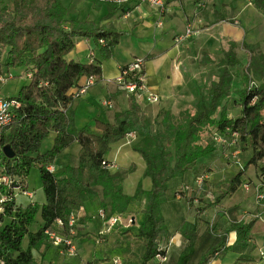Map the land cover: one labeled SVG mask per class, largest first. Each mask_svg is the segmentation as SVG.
<instances>
[{"label":"trees","instance_id":"16d2710c","mask_svg":"<svg viewBox=\"0 0 264 264\" xmlns=\"http://www.w3.org/2000/svg\"><path fill=\"white\" fill-rule=\"evenodd\" d=\"M251 1L264 11V0ZM66 16L67 7L63 0H13L11 8L0 7V73L14 67H24L32 73L29 83L12 96L21 102V107L15 119L3 130L0 150L3 152L5 147H10L14 156L3 155L4 167L0 174L15 178L22 189L28 190V174L35 165L46 196L41 207L36 202L21 207L15 199L3 203L0 221L7 216L11 218L0 226V264H34L33 250L46 241L45 230L58 218L69 230L71 212L82 206L86 208L94 201L98 188L103 198L110 201L111 214L124 215L131 204L146 202L141 209L143 219L136 236L145 242L140 264H150L157 255H166L161 244L172 236L160 206V199L168 191L170 181L183 177L216 147L222 148L213 141L203 143L205 133H209L212 140L214 131L225 134L237 131L240 153L242 149L252 150L243 168L223 183L217 202L241 187L250 165L258 168V173L264 169V51L258 43L244 46L249 61L237 116L226 113L235 78L233 68L242 65L235 45H232L224 51L219 62L217 79L212 81L207 92L200 93L193 108L179 112V118L168 110H161L151 121L135 96L130 95L128 108L116 112L113 122L95 119L97 131L90 124L78 129L73 88L81 86L82 77H94L96 82L100 81L102 67L95 62L68 59L67 55L79 37H86L94 40L103 58H109L120 33L92 20H69ZM100 39L104 42L101 43ZM252 80L256 81V86L249 89ZM158 124L162 128L154 130V125ZM52 131L56 132L52 147L41 151L42 143ZM130 133L137 136L133 149L146 162L144 176L152 181L150 189H144L139 183L133 195L125 192L119 181L121 174L113 173L104 163L109 161L106 154L112 146ZM76 140L81 145L78 164H69L62 172L50 171L48 167ZM12 192L13 185L0 184V198ZM38 212L42 224L32 231L30 225L35 222ZM254 223L255 220L232 222L221 234L219 243L205 253L198 264H207L211 257L230 248L227 245L230 231L237 234L235 244L247 242ZM76 228L75 238L79 236L78 225ZM179 230L188 242L175 264H193L190 258L200 239L198 222L184 221ZM25 237H28L27 247L22 244Z\"/></svg>","mask_w":264,"mask_h":264},{"label":"crops","instance_id":"0c3cea01","mask_svg":"<svg viewBox=\"0 0 264 264\" xmlns=\"http://www.w3.org/2000/svg\"><path fill=\"white\" fill-rule=\"evenodd\" d=\"M84 2L89 6L86 13L77 16V18L69 19L67 16L66 18L81 21L92 20L102 26L114 28L120 35L114 53L109 58H103L94 40L86 37H79L76 40L74 49L67 55L68 59L95 62L99 63L102 67V79L90 86L84 95L74 100L73 108L76 112L75 125L78 129L87 124H93L95 119L113 122L116 112L128 108L129 95L118 89L114 79L120 74L121 66L127 64L135 57L145 59L147 88L161 97L158 102H147L145 99L139 102L151 121L155 120L161 110H168L176 114L181 110L193 108L199 100L202 89L203 78L201 71L203 69H210L212 64L220 62L224 51H228L232 45H235L234 47H237L239 44L242 45L244 39L247 37L246 29L241 24L234 25L225 22L226 18L223 16L210 19L212 12L209 14L205 12V4L202 5L201 0H166V9L162 14L157 12L148 3L131 2L124 5H116V7L98 1L84 0ZM198 6H202L200 12H198ZM238 13H241V11H238ZM188 21H194L198 32L192 34L186 40L176 43L175 37L184 32ZM68 25L70 24L68 23ZM229 42L230 47L227 49L226 45ZM198 57L201 59L198 60ZM20 68L23 69V74L30 81L31 76H29V71L26 68L14 67L4 69L0 73V77L4 78L3 80L0 79V82L4 84L16 78L17 76L14 75L12 69ZM20 75L22 74L20 73ZM86 81L87 79L82 77L79 83L80 85H84ZM105 99H111L114 106L112 108L105 106ZM80 108L89 114V116H86L87 118L83 116L81 120L77 119ZM93 129L97 131L95 127ZM52 132L54 133V139L56 132ZM136 140L137 136H127L124 140L115 143L106 154V158L109 161H117L123 169L130 170L133 168L131 172H128L125 177L119 180L126 193L130 195L136 192L139 183L144 186V189H150L152 185L151 179L148 176H144L146 168L145 160L139 152L133 149V144ZM73 145H76V148L71 152ZM80 146V142L76 140L57 157L53 164L55 172H62L71 161L72 164L70 165L78 164L76 157L78 156ZM221 149L217 147L214 151L217 155L214 156L213 154L212 157H207L208 163L206 165L210 167V171L209 178L205 184L199 187L196 180L199 175L197 174V170L199 169L198 165L201 164L200 160L183 177H176L170 181L169 188L174 182L173 197L163 200L166 194L162 196L160 206L172 236L169 241L161 244L166 249L165 260L162 261L155 257L150 264L153 261H159L162 264L176 263L181 251L188 242L179 230L184 221L198 222L200 239L196 245L195 252L190 258V263L198 264L202 256L219 243L221 234L231 226L232 222H249L252 220H255V223L247 242L235 244L237 234L235 231H230L227 240V245L230 248L217 256L211 257L207 264L263 263L264 260H262L261 252L264 250V242L260 245L261 247L259 246L260 248L257 246L258 242L254 233V227L259 219H264V208L256 202L252 188L245 189L241 185L243 191L240 194L236 195L241 187L233 195H227L218 202L216 200L209 201L205 207L201 204L197 205L200 209L195 210L194 213L190 212L192 209L190 207L188 210H185L184 204H181L182 200L177 201L176 199L177 190H182L187 195L204 193L203 191L211 188L209 184L212 182L216 186V189L212 188L214 191L221 188V184L228 180L223 175L226 174L233 164H237L228 160L223 155ZM61 156H64L63 161H60ZM221 159H225L226 163H223ZM57 163H60L62 167L58 166ZM110 170L112 171V169ZM256 170L257 168H255V172L252 174H249L247 171L245 176H243L244 182L256 180L258 175ZM32 193L33 197H30L32 199L31 202H35L33 201L35 197L34 192ZM194 201L197 202L198 200L194 199ZM93 202L86 205L85 211L81 212L78 218L79 236L75 238L77 254L70 256L46 239L38 249L33 250L34 264H81L87 260H91L93 264H103L97 261L98 257L93 254L94 252L90 246V242L94 240V236L90 235L89 232L95 233L92 230V223L94 222L95 226H100L99 228L103 225V221L99 216L95 218L92 209ZM133 205H130L129 210H131ZM18 206L24 207L22 204ZM165 210L169 212L165 214ZM198 212L201 213L198 214ZM140 216L143 219L141 212L133 217L134 222L131 224L133 226L132 231L128 233L132 234L134 238L137 237L136 233L142 223V220H139ZM209 216H211L209 219L211 223L217 218L216 231L205 229L203 226V223L208 221ZM137 221L139 224H137ZM37 222V227L34 229L30 228V230L36 231L42 224V218ZM125 222L126 219H123V222L110 232L109 235L107 234L103 240L112 239L114 242H122L124 240L123 237L126 236L121 237L114 233L120 231L119 228L122 225L126 226ZM134 228H136V231H134ZM96 241L99 240L96 239ZM141 242L143 244L142 255L145 242L143 240ZM112 245L111 247L115 249V244ZM256 248L258 249L257 256L254 255ZM113 251H116V249ZM130 251L133 253L132 249ZM90 254L92 255L91 257H89Z\"/></svg>","mask_w":264,"mask_h":264},{"label":"rangeland","instance_id":"374dc122","mask_svg":"<svg viewBox=\"0 0 264 264\" xmlns=\"http://www.w3.org/2000/svg\"><path fill=\"white\" fill-rule=\"evenodd\" d=\"M201 1H202L201 2L202 5L205 4V7H204L205 12H207L208 14L210 12H212L210 15V19H216L219 16H223L226 18L225 22L232 23L234 25L241 24L246 29V36L247 37H246V39H244V42H243L244 44L242 43V45L239 44V45H237V47H234L238 57L242 61V65L233 68V71H235V78H234L233 84H232V95L228 98V102H227L228 104L226 106L227 115L237 116L240 113V101H241L240 98H241L242 90H243L244 85H245L243 77H244V73H245L247 63L249 61V54L246 52L244 46L246 44H249V43L250 44L251 43L252 44L258 43L260 46V49H262L264 51V11L258 9L252 3L251 0H201ZM63 3L67 7V17L69 19L77 18V16L86 13L88 11V7H89L88 4H86L84 2V0H63ZM12 4H13V0H0V7L11 8ZM201 7L202 6H198V12H200ZM238 11H241V13H238ZM229 47H230V42L227 43V45H226L227 49ZM218 58H220V57H218ZM197 59L199 60L201 58L198 57ZM220 59H222V58H220ZM12 72L14 73V75L17 76L16 78L11 79L7 83H4V84L0 82V92L2 94L1 96H4V97L16 96L20 90L19 88H21V86L23 84L29 82L28 78H26V76L23 74L22 68L12 69ZM218 72H219V62L212 64L210 66V69H206V70L203 69L201 71L202 78H203L202 86H201V88H202L201 92H207L209 90L212 81L217 78ZM20 73L22 75H20ZM75 115H76V112H75ZM173 115L176 116V118H179V113H176ZM83 116H85V118H87L86 116H89V114L85 110L80 108V110L78 111V114H77V119L81 120ZM94 124H95V120H94V123L91 124L92 127H95ZM161 128H162L161 124L160 125L159 124L154 125V130L161 129ZM53 134L54 133L51 132L50 135L44 140V142L41 145V151H46L47 149L52 147L53 140H54ZM209 136H210L209 133H205V135L202 138V142L205 144L207 142L210 143L212 140ZM213 144H214V142H213ZM75 148H76V145L75 146L73 145L71 147V152H73L75 150ZM214 151L210 152L209 154L205 155L203 158L200 159L201 164L198 165L199 169L197 170L198 171L197 174H199V175L205 174V181L203 184H205L209 178L210 167L206 165L208 163L207 157L209 156V158H210V157H212L213 154H214V156L217 155L214 153ZM223 152L224 151L222 150V153ZM241 153L242 154H240L239 160L242 163V165H245L252 155V150L246 151V149H244V150L242 149ZM3 155H4L3 152L0 150V170L3 169V167H4V163H3V157L4 156ZM223 155H224V153H223ZM63 159H64V156H61L60 161H63ZM76 159H78V156L76 157ZM221 160L223 161V163H226L225 159H221ZM111 161L115 165V167H111L112 172L113 173H119V174H121L122 177H125L128 174V172H131V170H133V168L130 170L123 169L122 166L120 167V165L117 163V161H114V160H111ZM57 164H58V166L62 167V165H60V163H57ZM69 164H72V161ZM255 168L256 167H254L253 164L250 165L247 168L248 173L249 174L254 173ZM240 169H241V167L238 164H233V166L230 167V169L226 172L225 175H223V177L226 176V178L229 180ZM247 171H246V173H247ZM256 171L258 172V168ZM28 181H29V191L34 192L35 197H34L33 201L38 203L39 206L41 207L42 204L46 201V196H45V193L43 190V183H42L41 175H40V172H39V169L37 166L33 165L31 167L30 172L28 174ZM173 185H174V182L170 186L169 190L166 192V195L164 196L163 200L168 199L170 197H173ZM222 185H223V183L221 184V187H222ZM209 186L211 188L207 189L206 191H203L204 193L201 192V193L194 194V195H187L186 192L181 190L180 192H178L181 194V196H177L178 193H176V199H177V201L182 200L181 204H184L185 210H188V208L190 207V208H192L190 212L194 213L195 210L200 209L197 207V205L201 204V205H204V207H205L209 201H213V200L215 201L218 194L220 193L219 189H217L215 191L213 190L216 187L214 182L210 183ZM218 188H220V186H218ZM242 191H243V189L241 187L236 195L240 194ZM125 192H126V190H125ZM12 194H14V196L16 197V204L17 205L22 204L23 206H26L29 203H31L32 199L29 196H26L25 193L22 190H20L19 187L14 188V191L12 192ZM194 199H197L198 201L195 202ZM93 200H94V202L92 205V209H93L95 218H98V210L100 208H104L107 212L111 211L110 201L108 199L103 198V195H102L100 188H98L97 196ZM145 203H146L145 201L136 202L132 206L131 210H129L126 214L122 215L123 219H126V222H125L126 226L122 225L119 228L120 231H117V233H114L117 236L118 235H120L121 237L124 235L126 236V237H123L124 240L122 242H114L112 239H110V240L107 239L104 241L103 239H105L106 238L105 236H107V235H103V236L100 235L98 233L99 230L101 229V228H99L100 226H95V223L94 222L92 223V225H93L92 230L95 233L89 232V234L94 236L95 241L92 240L90 242L91 244L90 243L89 244L91 246V250L94 252L93 254L98 257L97 258L98 262H101L103 264H111L112 258L119 256L122 258V261L124 264H126V263H128V264H140L141 263V256H142L141 251H142L143 244L138 237L134 238L132 236V234H128V233L130 231H132L131 229L133 226H131V224L134 222L133 217L140 214L141 209L143 208ZM168 212H169L168 210H165V214ZM200 213L198 212V214H200ZM10 218H11V216L5 217L3 221H0V226L9 222ZM210 218H211V216H209L208 221H205V223H203V226L205 227V229H209V230L212 229V231L213 230L216 231V228H217L216 219L217 218H215V220L212 223H211V220H209ZM40 219H41V214H40V212H38V214L36 215L35 222L32 225H30L31 226L30 228L31 229L36 228L38 225L37 221H39ZM139 220H142L141 216H140ZM137 224H139L138 221H137ZM134 231H136V228H134ZM254 233H255V236H256L257 242H258L257 246L259 247L264 242V219L263 218L258 220L257 224L254 227ZM96 239L99 241H96ZM163 242L166 243L165 241H163ZM22 244L24 247L28 246V237L24 238ZM112 244H115L114 246H115L116 251H113L115 249L111 247V246H113ZM250 245H252V244L250 243ZM131 249L133 250V253H131V251H130ZM257 253H258V249L256 248L254 250V255L257 256ZM91 256L92 255L90 254L89 257H91ZM158 259L163 261V259H160V258H158ZM262 260H264V259H262ZM88 261H91V260H87V261H83V262H88ZM151 264H162V262L160 263L159 261L158 262L153 261Z\"/></svg>","mask_w":264,"mask_h":264},{"label":"built area","instance_id":"2783aa9c","mask_svg":"<svg viewBox=\"0 0 264 264\" xmlns=\"http://www.w3.org/2000/svg\"><path fill=\"white\" fill-rule=\"evenodd\" d=\"M105 4H114V5H124L131 2L138 3H148L157 12L160 14L166 9V0H97ZM198 29L196 28L194 21H188L183 33L175 37V42L180 43L190 37L192 34H196ZM100 42L103 43L104 39H100ZM29 72V76H31ZM0 79H4L0 77ZM118 89L126 92L129 96H135L138 102L141 100L147 102H158L161 97L159 94H156L148 90L146 85L145 77V59L142 57H135L127 64L121 66L120 74L114 79ZM96 83L94 77H89L84 85L77 86L73 90L74 98H78L84 95L88 88ZM256 86V81H250L249 88L252 89ZM104 105L108 108L114 106L111 99H105ZM21 107V102L12 96H0V140L2 137L3 130L15 119L19 108ZM264 114V111H263ZM128 136H136L135 133H130ZM212 141L215 145L221 146L224 151V156L235 163H237L241 168H243L242 163L239 160L240 149L238 148L239 144V133L237 131L230 132L229 134L221 133L219 131H214L212 133ZM233 149V150H232ZM109 169L115 167L112 161H104ZM264 167V159L262 161ZM49 170L55 172L54 165H50ZM197 184L200 187L205 181V174L199 175L197 178ZM0 184H3L6 187L13 185L14 188L19 187L25 195L33 197V193L29 190L22 189L18 181L7 175L0 174ZM243 187L245 189L252 188L254 193V198L259 206L264 208V169L261 170L256 180H249L243 182ZM178 196H181L178 193ZM15 199L14 194H4L0 198V213L3 212L4 206L3 203ZM85 211V207L82 206L79 209L72 211L69 217V230H66L64 221L61 218L56 219L52 226L48 227L45 230L47 234V239L56 247H59L64 253H67L70 256H75L77 254V247L75 244V236L77 233V222L80 217V213ZM98 216L102 219L103 225L99 230L100 235H107L112 232L118 225L123 222V216L117 213H109L104 208L98 210ZM261 256L264 259V250L261 252ZM160 259H165L164 255H157ZM82 264H93L91 261L82 262ZM111 264H124L122 258L116 256L112 258Z\"/></svg>","mask_w":264,"mask_h":264},{"label":"water","instance_id":"95a60500","mask_svg":"<svg viewBox=\"0 0 264 264\" xmlns=\"http://www.w3.org/2000/svg\"><path fill=\"white\" fill-rule=\"evenodd\" d=\"M4 155L11 158L14 156V151L10 147H5L3 149Z\"/></svg>","mask_w":264,"mask_h":264}]
</instances>
